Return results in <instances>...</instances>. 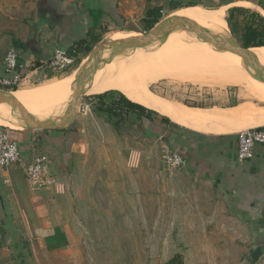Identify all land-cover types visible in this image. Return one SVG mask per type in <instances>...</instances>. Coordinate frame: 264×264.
Wrapping results in <instances>:
<instances>
[{"label": "rangeland", "instance_id": "obj_1", "mask_svg": "<svg viewBox=\"0 0 264 264\" xmlns=\"http://www.w3.org/2000/svg\"><path fill=\"white\" fill-rule=\"evenodd\" d=\"M30 1L0 0V54L10 45L12 37L6 24L10 18L23 15ZM233 1L117 0L120 26L104 31L101 42L75 60L80 62L75 68L54 77L58 73L46 69L44 78L36 81L30 77L20 89H34L46 81L45 77L62 79L76 70L77 77L83 68L90 66L83 67L89 56L111 36L120 33L143 36L150 32L146 28L150 10H160L162 14L155 26H161L178 8L193 4L207 11L222 8L225 20L230 18L227 5ZM249 24H256L252 13L241 12L228 22L229 32L224 37L245 45L242 35ZM175 31V37L171 36L178 38L184 47L197 51L202 48L195 33L180 28ZM255 73L253 69L248 72L249 79L240 88L199 87L175 79L153 83L150 90L187 108L226 107L250 101L252 113L257 114L262 106L261 113L264 111L260 96L264 94V82L254 78ZM85 82L88 83V78ZM207 84L221 86L219 82ZM92 96L86 94L78 103V126L88 146L84 154L75 156V168L56 212L64 224L66 244L47 248L41 237L27 235L20 240L11 237L5 240L0 228V264H259L252 256L255 247L243 241L241 226L221 210L216 194L191 179L183 167L169 165L175 153L166 142L148 136L143 128L125 123L116 129L101 111L103 104ZM117 97L108 98L107 104Z\"/></svg>", "mask_w": 264, "mask_h": 264}, {"label": "crops", "instance_id": "obj_2", "mask_svg": "<svg viewBox=\"0 0 264 264\" xmlns=\"http://www.w3.org/2000/svg\"><path fill=\"white\" fill-rule=\"evenodd\" d=\"M227 8L228 16L230 10L241 8L264 17V0H234ZM119 13L117 0H31L26 4L23 15L10 18L6 24L12 37L11 46H5L0 54V78L5 76L4 58L10 49L19 53L26 81L30 77L36 81L44 78L46 67L58 50L69 54L78 42L89 39L90 34L101 39L104 31L120 26ZM228 19L225 18L227 26ZM220 76L216 81H221ZM45 80L43 83L48 81V77ZM182 81L199 87H242L232 83L222 87L209 86L208 81ZM249 102L226 107L188 108L220 111L230 124L226 126L235 128L232 130L190 126L163 114L158 115L169 119L171 125L162 123L155 116V125L139 128H143L148 136L166 142L172 152L184 158V171L191 179L206 186L212 195L216 194L221 210L241 226L243 241L255 247L252 256L257 263L264 264V144H255L254 156L249 161H240L237 155L240 132L253 128L264 132V124L250 127L251 121L264 120L263 106L253 114ZM77 114L70 128L63 131L27 130L24 126L10 129L12 138L19 144L25 165L32 164L41 155L48 157L49 174L54 183L51 187L34 190L29 186L23 166L0 167V228L5 240L8 237L20 240L22 235H27L30 238L41 237L47 248L55 249L66 244L64 224L56 212L60 201L64 200L65 187L75 168V156L84 154L88 146L83 130L78 126Z\"/></svg>", "mask_w": 264, "mask_h": 264}, {"label": "bare ground", "instance_id": "obj_3", "mask_svg": "<svg viewBox=\"0 0 264 264\" xmlns=\"http://www.w3.org/2000/svg\"><path fill=\"white\" fill-rule=\"evenodd\" d=\"M222 15V8L207 11L198 7H189L173 12L168 20L175 18L189 20L217 36L224 37L228 35L229 27ZM173 34L174 31L171 35ZM171 35L165 41L160 37L159 40H154L149 46L123 51L118 55H114L113 51L121 46L124 47L126 41L139 38L141 35L120 33L111 36L109 41L97 48L89 56L88 61L84 63L85 65L83 64L84 67L97 58L100 60L97 70L90 76L86 93L91 95L117 90L132 101L190 126L216 131L235 129L226 126L230 124L224 117L226 115L220 111L209 112L201 109L183 108L181 105L172 103L150 90L151 84L164 80L181 79L182 81L189 79L208 81L210 84L219 82L221 86L225 87L231 83L243 86L249 79L247 73L252 69L245 67L240 55L233 52H223L214 44H206L203 40L196 38L202 45V48L197 51L195 48L184 47L181 41L177 40L178 38L174 39L175 35H173L174 37ZM251 52L264 68V47L252 48ZM77 73L78 70L69 77L48 80L34 89H19L24 86L26 82L24 79L16 87L9 88L12 90L19 89L10 91V94L37 119L42 121L58 119L64 115L74 96ZM219 75H221V81H216V77ZM209 80L215 82H209ZM261 95L264 100V94ZM0 115H2L0 116V127L12 129L24 126L9 104H0ZM261 124H264V120H253L250 122V127Z\"/></svg>", "mask_w": 264, "mask_h": 264}, {"label": "water", "instance_id": "obj_4", "mask_svg": "<svg viewBox=\"0 0 264 264\" xmlns=\"http://www.w3.org/2000/svg\"><path fill=\"white\" fill-rule=\"evenodd\" d=\"M179 28L187 30L191 33H195L198 39L214 44L223 52H233L240 55L243 58L245 67L252 68L256 72L255 74H252V76L264 82V68L260 65L258 58L251 52L252 48H258V46L246 48L243 44L235 39L217 36L211 31L199 26L198 24L181 18H175L169 20L161 26H155L147 34L139 38H133L129 41H126L124 43V47H119L122 49L117 48L115 51H113V53L114 55H118L123 51H127L130 49L133 50L144 48L146 46H149L154 40H159L160 37L163 38V41H165L173 31ZM99 64L100 60L97 58L95 61L90 63V66L83 68L82 72L77 76L73 100L64 115L58 118V122L56 121L57 119H48L45 121L37 119L35 116L30 114L25 109V107L12 96V94L3 89H0V104L11 105L13 108V112L17 115L18 119L23 122V125L27 130H66L70 128V126L75 121L79 100L87 94L86 87L88 83H86L85 80L86 78H88L89 82L90 76L94 74Z\"/></svg>", "mask_w": 264, "mask_h": 264}, {"label": "built area", "instance_id": "obj_5", "mask_svg": "<svg viewBox=\"0 0 264 264\" xmlns=\"http://www.w3.org/2000/svg\"><path fill=\"white\" fill-rule=\"evenodd\" d=\"M75 58L67 52L58 50L46 69H52L57 73H63L75 63ZM5 76L0 78V88H14L24 79V64L20 62L19 53L10 49L5 58ZM257 143L264 144V132L259 128L249 129L238 134L237 155L240 161H249L254 156V146ZM169 165L173 168H181L185 165L183 157L173 154L169 159ZM23 166L25 177L29 186L34 190L51 187L54 183L49 174V159L41 155L30 165H25L19 144L11 136V130L0 128V167Z\"/></svg>", "mask_w": 264, "mask_h": 264}, {"label": "trees", "instance_id": "obj_6", "mask_svg": "<svg viewBox=\"0 0 264 264\" xmlns=\"http://www.w3.org/2000/svg\"><path fill=\"white\" fill-rule=\"evenodd\" d=\"M199 5L193 4L190 6H184L181 8H188V7H198ZM241 12H250V10L247 9H241V8H234L230 10V18L228 19V22L231 21V19H234L236 15L240 14ZM150 18L146 21V28L148 30H151L154 28V26L159 23L160 19L162 18V14L160 10H150L149 11ZM252 16L256 20V24H249L245 26L246 32L242 35V39L245 43V47L249 48L251 46H264V17L262 15H259L257 13H252ZM101 42V39L99 37L94 36L93 34L89 35V39L82 40L78 42L69 52V55L75 59H77L81 54L89 53L92 50V46L98 44ZM80 63V62H79ZM74 63L73 66H71L68 70L65 72H69L73 68L76 67L77 64ZM54 76H60V73L54 74ZM52 77H48L52 78ZM3 89V88H2ZM3 90L6 91H16L18 89L9 90V88H4ZM113 95H118L117 98L113 99L109 104H107L108 98H110ZM99 100L101 104H103L104 109L101 110L102 112L106 113L110 119V122H113L114 125H116V129L120 126V124H128L132 126H150L152 127L155 122L154 117L156 116L162 123L171 125V121L165 117H160L158 113L155 111L148 109L147 107L136 103L130 99H128L125 95L118 91H107L102 94H96L92 96ZM146 123V124H145Z\"/></svg>", "mask_w": 264, "mask_h": 264}, {"label": "flooded vegetation", "instance_id": "obj_7", "mask_svg": "<svg viewBox=\"0 0 264 264\" xmlns=\"http://www.w3.org/2000/svg\"><path fill=\"white\" fill-rule=\"evenodd\" d=\"M241 43V42H240Z\"/></svg>", "mask_w": 264, "mask_h": 264}]
</instances>
